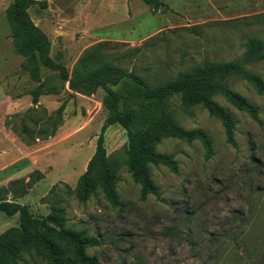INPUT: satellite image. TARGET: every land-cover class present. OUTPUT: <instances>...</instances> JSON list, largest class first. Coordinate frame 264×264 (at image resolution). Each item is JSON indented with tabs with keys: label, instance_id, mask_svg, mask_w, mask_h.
<instances>
[{
	"label": "rangeland",
	"instance_id": "rangeland-1",
	"mask_svg": "<svg viewBox=\"0 0 264 264\" xmlns=\"http://www.w3.org/2000/svg\"><path fill=\"white\" fill-rule=\"evenodd\" d=\"M161 1L165 6L153 12L142 0H36L28 13L47 35L51 58L69 73L85 48L104 41L103 62L150 84L205 61L230 60H241L264 81V57L247 56L258 43L264 50V0ZM10 2L0 0V195L11 186L6 198L27 204L34 216L46 215L50 203L63 207L66 227L96 238L86 253L97 264H264V96L238 74L226 80L255 106L259 122L222 94L213 96L233 117L234 145L201 104L186 106L180 94L169 96L176 123L205 132L211 153L205 154L199 139H161L156 150L172 155L177 170L149 165L159 198L140 199L125 163L126 132L118 123L107 124L103 145L116 165L119 203L112 204L99 186L81 202L67 186H75L95 149L107 115L105 92L73 91L56 71L40 65L39 82L52 91L32 103L30 91L39 82L20 69L24 58L5 19ZM124 95L126 108L138 111L139 100ZM36 170L40 177L31 181ZM13 179L21 182L9 185ZM22 182L30 183L15 197L12 191ZM17 223L18 214L0 211V232ZM17 264L47 262L31 251L21 253Z\"/></svg>",
	"mask_w": 264,
	"mask_h": 264
},
{
	"label": "trees",
	"instance_id": "trees-1",
	"mask_svg": "<svg viewBox=\"0 0 264 264\" xmlns=\"http://www.w3.org/2000/svg\"><path fill=\"white\" fill-rule=\"evenodd\" d=\"M36 0H11L5 8V19L13 38L14 49L24 59L20 69L28 77L39 82L40 65L57 72L62 81H67L73 91L92 93L102 87V104L107 111L101 131L97 137L95 149L89 158L85 170L78 177L73 188L67 186L68 193L84 202L99 186L104 196L118 204L115 189L116 165L110 161L103 145V130L107 124L118 123L126 132V159L128 171L139 184V197L144 199L151 194L159 198L149 165L161 164L176 171V161L172 155L156 150V144L165 137H176L186 141L199 139L208 156L211 142L208 135L199 129H185L174 120L167 106L169 96L178 93L186 106L201 104L210 115L217 118L224 130L227 143L234 145V121L232 115L213 96L222 94L238 110L246 112L254 121L259 122L257 109L245 97L232 90L226 80L238 74L253 85L264 96V81L255 73L246 70L241 60L205 61L186 72L179 73L174 79L160 83H147L135 73L118 66L103 62L99 58L100 48L106 42L100 41L85 48L76 59L70 71L50 56V41L47 35L30 19L28 8ZM153 12L165 6L161 0H142ZM247 56L263 58L264 50L258 43L250 48ZM122 84L118 89L111 85ZM52 88L39 82L31 91L32 103L41 93L51 92ZM126 96H135L140 109L130 111L123 101ZM124 95V96H125ZM35 174V176H34ZM36 170L30 173L31 181L38 179ZM21 182L9 181V185ZM30 182L21 183L20 190H13L15 197L22 196ZM9 187V188H8ZM3 187L0 195V211L10 216L18 214V223L0 232V264H17L21 253L34 252L47 264H97L95 256H89L86 248L97 245L95 237L86 229H71L65 226L64 208L57 203L49 204L44 216H34L27 204L6 198L12 187Z\"/></svg>",
	"mask_w": 264,
	"mask_h": 264
}]
</instances>
